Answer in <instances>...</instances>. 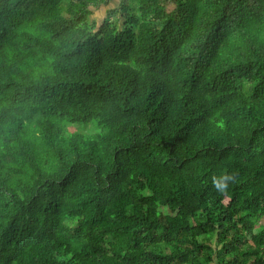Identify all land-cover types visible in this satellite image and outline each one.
I'll use <instances>...</instances> for the list:
<instances>
[{
    "label": "trees",
    "instance_id": "16d2710c",
    "mask_svg": "<svg viewBox=\"0 0 264 264\" xmlns=\"http://www.w3.org/2000/svg\"><path fill=\"white\" fill-rule=\"evenodd\" d=\"M113 1L0 0V264H264V0Z\"/></svg>",
    "mask_w": 264,
    "mask_h": 264
},
{
    "label": "rangeland",
    "instance_id": "374dc122",
    "mask_svg": "<svg viewBox=\"0 0 264 264\" xmlns=\"http://www.w3.org/2000/svg\"><path fill=\"white\" fill-rule=\"evenodd\" d=\"M119 1L120 0H114L110 6L109 9L112 8H118L119 7ZM101 10V11H100ZM100 10V12L96 13L95 15L91 16V21H96L99 25L102 24V22L104 21V19L106 18V11L107 8L102 7ZM108 16V15H107ZM75 130L77 131H81V132H86V133H95L94 129V124H89V125H85V124H78L77 126H74ZM93 128V129H92ZM262 229H264V220L261 222V224L258 227V230L261 231Z\"/></svg>",
    "mask_w": 264,
    "mask_h": 264
},
{
    "label": "clouds",
    "instance_id": "9594fccd",
    "mask_svg": "<svg viewBox=\"0 0 264 264\" xmlns=\"http://www.w3.org/2000/svg\"><path fill=\"white\" fill-rule=\"evenodd\" d=\"M106 14H107V10ZM93 16V15H92ZM236 182V175L232 172H224L219 176H213L212 177V183L213 186L216 188V190L220 193H225L229 186Z\"/></svg>",
    "mask_w": 264,
    "mask_h": 264
}]
</instances>
